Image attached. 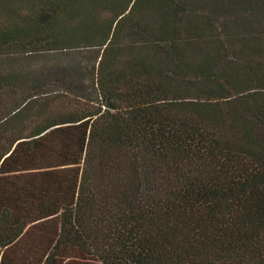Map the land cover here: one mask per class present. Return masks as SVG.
<instances>
[{"label": "trees", "instance_id": "trees-1", "mask_svg": "<svg viewBox=\"0 0 264 264\" xmlns=\"http://www.w3.org/2000/svg\"><path fill=\"white\" fill-rule=\"evenodd\" d=\"M0 264H264V0H0Z\"/></svg>", "mask_w": 264, "mask_h": 264}, {"label": "rangeland", "instance_id": "rangeland-1", "mask_svg": "<svg viewBox=\"0 0 264 264\" xmlns=\"http://www.w3.org/2000/svg\"><path fill=\"white\" fill-rule=\"evenodd\" d=\"M84 59H85V57H84ZM42 61H45V58H43Z\"/></svg>", "mask_w": 264, "mask_h": 264}]
</instances>
